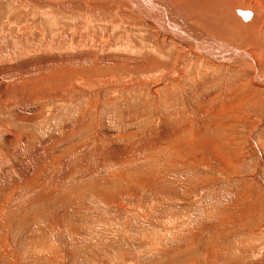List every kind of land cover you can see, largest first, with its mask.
I'll return each mask as SVG.
<instances>
[{
	"label": "rangeland",
	"instance_id": "rangeland-1",
	"mask_svg": "<svg viewBox=\"0 0 264 264\" xmlns=\"http://www.w3.org/2000/svg\"><path fill=\"white\" fill-rule=\"evenodd\" d=\"M15 6L13 0H0V69L18 62L32 69L35 58L88 50L93 62L58 65L61 69L50 63L36 66L45 73L34 75L43 88L34 76H14L26 83V95L42 92L43 99L31 109L37 107L39 117L27 118L22 107L6 104L0 92V125L17 137L7 146L0 131V147L10 155L0 156V189L30 178L37 187L35 178H43L40 186L47 191L51 183L59 185V171H69L63 168L65 157H73L71 166L89 159L97 167L71 180L66 175L64 186L54 189L57 195H43L44 201L24 212L18 207L26 201L25 188L21 196L19 187L15 197L6 196L0 247L8 252L2 256L0 251V264H264V80L251 84L250 70L231 65L168 74L199 56L190 53L176 64L174 47L160 43L152 51L147 43L155 41L148 28L112 31L105 26L100 33L94 24L81 43V25L66 17L78 11L72 2L37 6L56 16L55 21H40L22 11L26 20H18L11 10ZM20 26L33 37L19 38ZM91 36L96 44L107 38L106 48L91 47ZM127 41L133 51L118 47ZM99 60L104 64L98 66ZM257 60L264 74V51ZM145 62L152 69L145 70ZM4 74L1 87L7 83ZM65 84L75 87L45 99ZM69 131L74 132L70 139ZM48 137L63 141L55 146L53 161L44 155ZM32 151L39 159H29ZM11 198L22 202L8 204ZM233 207L239 212L222 225ZM50 217L58 227L50 226Z\"/></svg>",
	"mask_w": 264,
	"mask_h": 264
},
{
	"label": "bare ground",
	"instance_id": "bare-ground-1",
	"mask_svg": "<svg viewBox=\"0 0 264 264\" xmlns=\"http://www.w3.org/2000/svg\"><path fill=\"white\" fill-rule=\"evenodd\" d=\"M13 1L16 2V6L14 8L13 7L11 8L12 13H16L18 16V20L21 19L23 21H25L26 19L23 18L22 12L24 13L29 12L30 13L29 16L33 18L40 17V21H47L48 19L55 21L57 19V17L49 13L48 10L40 11L37 8V6H42V7L58 6V5H66L70 2L77 4L78 11L76 13L67 12L66 17L71 21L77 20V22L81 25V31L77 34V36L81 37V43L86 42L84 41L85 37L83 33L91 32L93 30V27H95L94 24H97L96 27L100 33L102 29L106 30L108 28L105 26H109L112 31L115 27H118V29L122 31L125 30V28L127 27L135 28L138 31L148 28V29H151L152 39L153 41H155V44L153 42L147 43L148 44L147 46L151 48L152 51L156 52V50L159 49L158 46L160 45V43H165V44H168L174 47V49L177 50V55L173 59V61L176 64L183 61L185 57L189 55L190 53H194L199 56V59L197 62L184 64V66H181L178 64L168 74L184 73L190 68L195 67V66L202 68L204 71H207L209 68L214 67V66L231 65V66H236L237 68H240L243 70H250L252 74L251 84L259 85L260 82L264 80V76H263L264 74H262V71L259 68V64H258L259 61L257 60V57L264 51V0H13ZM241 7L243 9H241ZM244 8L245 9L250 8L252 12L250 11V9L244 10ZM241 12L249 13L250 15L248 18H245L243 15L241 16L240 14ZM16 31H17L18 37L20 36L19 38H24L26 36H29L30 34L29 29L24 26L17 27ZM38 33H40L42 36L44 35L43 30H41ZM31 37L33 36L31 35ZM86 37H87V34H86ZM87 41L90 42L91 47L96 45L98 48L103 49V50L106 48V44L108 43L107 38H103V37L98 42V44L95 43V41L93 40V37L89 38ZM43 42L45 43L46 40L44 39ZM256 42H257V45H256ZM131 46L133 45L129 41L123 43V45H121L120 43L118 44V47L122 48L123 50L131 49V51H133L134 49L131 48ZM86 47L87 46H85L84 48L88 49ZM92 58H93V55L88 50L86 54H84V52L81 51V52H76L70 56L63 57V58L62 57H59V58L51 57L49 59L44 58V57L35 58L33 59V62L32 60L30 62L34 69L33 68L25 69V65L28 63H22V62H18V64H15V66L13 65L10 67H6L4 69H0V75L2 76L3 73L6 72V74L4 75H5V78L7 79V83L6 84L3 83L4 85L2 87L0 86V92L2 93L1 98L4 101H8L6 104L10 106L13 103L14 104L16 103L17 106L22 107L20 109L21 114H25L27 118L33 117L34 115H36V117H39L40 113L37 110V107H35V111H31V109L34 108L35 101H38L41 98L40 96L42 92H40L41 94L37 96L26 95L27 93V92L25 93L26 83L24 81H20L18 78L14 76H17V77L24 76L26 78L27 77L26 75H31V78H32V76L37 75V74H40V75L45 74V73L41 74V71L39 69L40 67L44 66L47 63H50L53 65V66L50 65L51 68L54 67L55 65L56 66L58 65L71 66L73 63H80L85 60H87V62L89 63L93 62ZM105 60H99L98 66L103 65ZM125 61L127 62V60ZM107 62L108 60H106L105 63ZM209 64L211 65V67ZM36 66H38L39 69ZM152 67L153 65L151 62L144 63L145 70L152 69ZM45 68L48 70V67H45ZM30 69L34 71V74L31 72ZM46 69L44 70L46 71ZM44 70L42 72H44ZM69 71L71 72L70 69ZM50 75H48V77ZM34 77H35V80L38 82L37 83L38 87L43 88L46 86L42 84L43 81L42 80L40 81V78L36 76ZM45 78H47V76ZM11 80H13L15 84L12 83ZM9 82H10V85H8ZM79 82H82V80H79ZM67 84H70V83L67 82ZM67 84L56 87V89H54L51 92V95L45 96V99L61 97V95L64 94V92H66V89L68 87H71V86L75 87L73 86V84L71 85H67ZM79 84L80 83H78V85ZM12 89H14L17 94H15ZM10 92H13V96H11L13 98L11 100L9 97H7L8 94H10ZM24 101H26L25 104L23 103ZM0 102H2L1 99H0ZM164 125H166V123ZM5 129H6V125L1 124L0 131L1 133H5V137L3 138V140L5 141V144L7 146H13L14 139L17 137L14 136L13 132H9ZM73 131H69L70 133L68 137L69 139L71 138L72 133H74ZM99 138L97 139V142L99 141ZM65 139L67 138H63L64 141ZM152 141H155V140L152 139ZM61 142L63 141L57 140L55 142V140H52L48 137V139H46L47 145L45 144L46 145L45 146L46 149L44 152V155H46L45 157L49 156L50 159H52V161L56 160V156L53 154V150L56 149L55 146L57 145V143H61ZM29 143L31 142H26V144L28 145ZM40 143H41L40 141H37L38 145H40ZM97 146L98 144L96 143V147ZM68 149L69 147L66 148V150ZM2 150L3 148L0 147V154H1L0 156L1 157H5V155L8 156V154ZM38 150L39 149L35 151L36 154H39ZM17 152L16 154H18ZM25 154H29V152L27 151V153L25 152ZM30 155L31 156H29L30 157L29 159L31 160L35 161L39 159V156L35 155L34 152L32 154L30 153ZM11 158L12 156L9 159ZM70 158H73V157L72 156L67 157V158L65 157V160L63 161V168L65 169V167H68L69 171L67 170V172L61 173L62 171L61 170L59 171V174H57V176L55 177V179L59 183V185L56 184L57 187H55L56 186L54 185L55 183H51L50 189L45 191V188H41L40 186V184H42L43 178H39V180H37L34 177V174H31L30 176L35 178L37 187L32 184L34 181L30 178L27 180L24 179V180L15 181L14 185L10 186L9 189L1 188L0 195L4 194L2 196V198L4 197V199H2V201L0 202V222L3 219L1 217V212L3 210V203H5L7 200L5 199V197L6 196L15 197L17 195L18 187L20 189L19 196L23 194V189L25 188L24 189L25 193L23 194V196H25L24 198L26 201L24 203H21L20 207L18 206H15V207H18V211L20 210V212L22 211L24 212L26 210H30L29 208H31L33 204H36L37 202L41 200L44 201L45 199L43 195L45 196L48 195V197H50L49 194H52V193H55V195H57L56 194L57 191L55 192V190L59 189L58 188L59 186H64V183L66 182V179H67L66 175H68V178L71 180L72 179L71 176L79 175L85 169L91 170L94 167H97L96 166L97 164L91 163V160L89 159L88 160L86 159L87 162L85 160H82L83 161L82 166H79V167H75L78 165L71 166L73 162H71ZM49 168L50 166L45 167L47 171L49 170ZM84 176L85 175L82 174L80 175V178L83 179ZM4 177H6L9 180L11 179L10 174L5 173ZM37 188L40 189L39 193H36L35 191L37 190ZM15 200H17L18 202H22L20 198H11L8 204ZM235 205L237 204L235 203ZM235 210L236 209L232 210V208L231 210H228L227 213L228 215H230V217L228 216L227 218H222L221 219L222 225L227 224L228 223L227 220H229L231 216L233 217L234 214L239 212L237 211L236 213H234ZM47 219H48L47 221H49V218ZM50 221L52 223V225L50 224V226H54V228L58 227V221L52 218L50 219ZM65 227H67L66 224H65ZM0 251L2 253L1 254L2 256H6V253L8 252V248L6 246H3L2 248L0 247Z\"/></svg>",
	"mask_w": 264,
	"mask_h": 264
},
{
	"label": "water",
	"instance_id": "water-1",
	"mask_svg": "<svg viewBox=\"0 0 264 264\" xmlns=\"http://www.w3.org/2000/svg\"><path fill=\"white\" fill-rule=\"evenodd\" d=\"M240 14H241V16L243 15L245 18H248L250 15L249 13H243V12H241Z\"/></svg>",
	"mask_w": 264,
	"mask_h": 264
}]
</instances>
